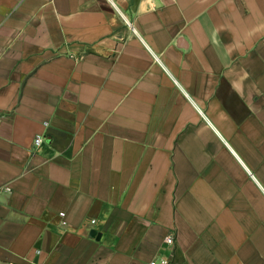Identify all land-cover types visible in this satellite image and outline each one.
<instances>
[{"label": "crops", "instance_id": "crops-1", "mask_svg": "<svg viewBox=\"0 0 264 264\" xmlns=\"http://www.w3.org/2000/svg\"><path fill=\"white\" fill-rule=\"evenodd\" d=\"M161 259L264 264V0H0V264Z\"/></svg>", "mask_w": 264, "mask_h": 264}, {"label": "built area", "instance_id": "built-area-1", "mask_svg": "<svg viewBox=\"0 0 264 264\" xmlns=\"http://www.w3.org/2000/svg\"><path fill=\"white\" fill-rule=\"evenodd\" d=\"M41 141H42V137H41V135H36L35 137H34V140H33V143H34V145L37 147V146H39L40 145V143H41ZM59 216L61 217V218H63L64 217V213L63 212H61V213H59ZM92 224H94L95 223V220L93 219V220H91L90 221ZM173 236L172 235H170V236H167L166 238H165V241L169 244V245H173ZM168 260L167 259H161L159 262H156V261H152V262H150V264H168Z\"/></svg>", "mask_w": 264, "mask_h": 264}, {"label": "water", "instance_id": "water-1", "mask_svg": "<svg viewBox=\"0 0 264 264\" xmlns=\"http://www.w3.org/2000/svg\"><path fill=\"white\" fill-rule=\"evenodd\" d=\"M90 234L92 237H95V236L99 237V233H97L95 230H92Z\"/></svg>", "mask_w": 264, "mask_h": 264}]
</instances>
